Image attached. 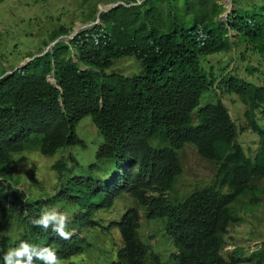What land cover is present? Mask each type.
Listing matches in <instances>:
<instances>
[{"label": "trees", "instance_id": "1", "mask_svg": "<svg viewBox=\"0 0 264 264\" xmlns=\"http://www.w3.org/2000/svg\"><path fill=\"white\" fill-rule=\"evenodd\" d=\"M111 1L123 4L97 17L98 3L91 4L86 21L99 24L68 41H56L70 34L56 28L45 44L56 41L50 50L0 76V221H15L19 229L13 237L0 235V256L26 241L54 249L59 264H77L74 259L93 249L89 234L98 227L120 236L110 264H161L140 236V222L147 220L159 222L172 242L170 264H264V242L246 261L239 251L222 255L229 228L240 222L241 200L253 208L257 193L264 195V83L254 85L228 68L217 78L215 59L208 60L234 52L240 62L250 53L264 62V0H231L235 9L225 18V0ZM128 57L138 61L140 75H105L115 60ZM216 87L245 108L239 129L220 101L201 105ZM85 117L102 134L96 161L111 160L114 169L102 179L90 171L65 180L68 161L76 162L62 157L52 170L64 186L29 202L16 188L14 155L51 158L65 148H86L75 133ZM246 131L256 138L254 152L238 141ZM186 146L216 170L210 184L177 200L171 196ZM86 189L91 202L81 204ZM124 196L135 207L100 225L96 216ZM57 208L68 214L69 239L32 223ZM32 264L45 262L34 257Z\"/></svg>", "mask_w": 264, "mask_h": 264}, {"label": "rangeland", "instance_id": "2", "mask_svg": "<svg viewBox=\"0 0 264 264\" xmlns=\"http://www.w3.org/2000/svg\"><path fill=\"white\" fill-rule=\"evenodd\" d=\"M119 2L121 1L3 0L0 3V76L23 67L24 63H29L50 50L52 45L45 46V44L49 42V35L56 28L67 27L69 36L60 37L58 41H68L70 37H73L75 31L80 32L91 25L99 24V21L92 22L93 24L86 21L87 14L92 9L90 8L91 4L98 3V11L95 15L97 17L99 10H106L107 7L116 6ZM224 4L226 12L231 13L235 9L231 0H225ZM250 54H246L244 63L238 60V55L237 53L235 55L234 52L214 55L208 60L215 59L214 63L213 60L210 63L214 64L213 74L217 78L228 68L229 70L234 69L247 82L261 85L264 83V62L258 55L252 54V56ZM217 60L221 61L215 63ZM250 67L258 70L250 74L245 69ZM141 73L142 68L134 57L115 60L113 66L105 71V75L117 74L123 77L138 76ZM216 101H220L227 107L238 129L245 125L243 117L245 108L236 97L230 96L216 87V92L203 97L201 105L214 104ZM75 133L85 143L86 148L79 146L65 148L51 158H45L38 152L14 155L16 188L25 192L29 202L53 196L64 186L63 183L58 182V176L52 170V166L62 157L71 156L76 162L68 161L67 168H71L66 174L65 180L79 173L86 176L90 171H93V175L98 179H102L114 169V163L111 160L102 163L96 161V150L103 138L102 134L92 124L90 117H85L76 125ZM238 141L245 150L251 152L256 150L254 143L256 138L249 131L241 135ZM179 158L182 164V175L179 177L175 192L171 196L177 200H181L194 190L210 184L214 179L216 170L215 165L203 160L192 146H186L180 152ZM256 183L258 187H261L262 182ZM69 185L67 184V186ZM80 196H82L81 204L91 202L89 189H86L85 194H80ZM256 199L259 201V205L256 207L248 206V198H243L237 207L240 222L228 230L222 252L224 257L239 251L240 257L246 261L254 251L255 246L264 242V195L257 193ZM130 207H135V203L128 196H124L115 203L111 212L99 213L96 219L100 225L106 226L110 222L118 220L124 210ZM55 211L61 212V209ZM96 229L99 230L98 227ZM18 231L15 221H0V235L13 237ZM140 236L145 244L153 247L161 260V264H170L169 258L174 253V249L170 240L164 236L159 222L142 220L140 222ZM89 238L94 247L86 257H82L80 263L110 264L114 260L113 253L121 246L118 232L115 229H111L107 234L93 231ZM241 264L246 263L242 262Z\"/></svg>", "mask_w": 264, "mask_h": 264}, {"label": "clouds", "instance_id": "3", "mask_svg": "<svg viewBox=\"0 0 264 264\" xmlns=\"http://www.w3.org/2000/svg\"><path fill=\"white\" fill-rule=\"evenodd\" d=\"M67 218H68V214L64 210H61V212H56V211H50L49 209H47V210L42 211L38 218L33 219L32 223L35 226L40 227L46 231L49 228H51V230L54 233H56L59 237H61L62 239H69L71 233L66 230ZM100 221H102V219H100ZM94 231L95 233L102 234L97 229ZM92 233L93 231H91L89 235H92ZM88 253L89 252L87 251L85 253V256L83 257H86ZM34 257L37 260L44 261L45 264H59L57 254L54 249L50 247H39L38 248L37 246L32 245L26 241H22L17 247L10 248L6 252H4L3 255L0 256V264H32ZM73 261H75L77 264H81L80 261H82V257H78L74 259ZM169 261H170V258H169Z\"/></svg>", "mask_w": 264, "mask_h": 264}, {"label": "water", "instance_id": "4", "mask_svg": "<svg viewBox=\"0 0 264 264\" xmlns=\"http://www.w3.org/2000/svg\"><path fill=\"white\" fill-rule=\"evenodd\" d=\"M119 4H123V3H122V2H119L118 5H119ZM118 5H116V6L113 5V6L107 7L106 10H99L98 15H99L100 13H102V12H105V11H108V10H110V9H112V8L117 7ZM228 14H229V12H226V13L223 15V17L225 18ZM91 24H93V23H91ZM77 33H78V32L75 31V32L73 33V37L76 36ZM73 37H70V39H72ZM56 41H58V39H57ZM56 41H55V42H56ZM55 42L51 43V45H53ZM24 64H25V63H24ZM24 64H23L22 66H24ZM26 64H27V63H26ZM26 64H25V65H26ZM51 78H52V76H51Z\"/></svg>", "mask_w": 264, "mask_h": 264}]
</instances>
